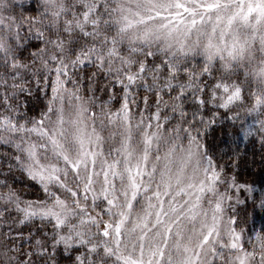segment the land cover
I'll return each mask as SVG.
<instances>
[{
	"label": "snow or ice",
	"instance_id": "snow-or-ice-1",
	"mask_svg": "<svg viewBox=\"0 0 264 264\" xmlns=\"http://www.w3.org/2000/svg\"><path fill=\"white\" fill-rule=\"evenodd\" d=\"M0 264H264V0H0Z\"/></svg>",
	"mask_w": 264,
	"mask_h": 264
}]
</instances>
